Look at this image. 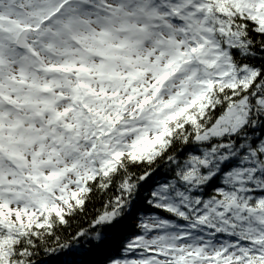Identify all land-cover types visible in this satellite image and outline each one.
Listing matches in <instances>:
<instances>
[{
	"label": "snow or ice",
	"instance_id": "1",
	"mask_svg": "<svg viewBox=\"0 0 264 264\" xmlns=\"http://www.w3.org/2000/svg\"><path fill=\"white\" fill-rule=\"evenodd\" d=\"M0 264H264V0H0Z\"/></svg>",
	"mask_w": 264,
	"mask_h": 264
},
{
	"label": "trees",
	"instance_id": "2",
	"mask_svg": "<svg viewBox=\"0 0 264 264\" xmlns=\"http://www.w3.org/2000/svg\"><path fill=\"white\" fill-rule=\"evenodd\" d=\"M99 206H100L99 203H97V204H96V207H99ZM89 207L91 208L92 206L90 205ZM79 224H81V221H80V220L75 221V222L73 223V228H75V227H76L77 225H79ZM83 226H84V227H87V224L84 223ZM69 231H71V230H69ZM40 259H44V260L47 259V257H45V256L43 255V252L40 253Z\"/></svg>",
	"mask_w": 264,
	"mask_h": 264
}]
</instances>
